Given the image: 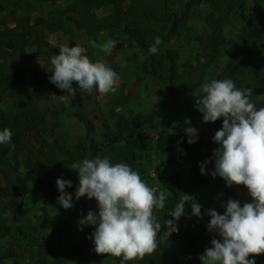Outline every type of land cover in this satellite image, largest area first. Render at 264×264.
<instances>
[{"label": "trees", "instance_id": "trees-1", "mask_svg": "<svg viewBox=\"0 0 264 264\" xmlns=\"http://www.w3.org/2000/svg\"><path fill=\"white\" fill-rule=\"evenodd\" d=\"M48 1L56 3L58 0ZM67 2L66 20L77 31L91 37L107 33L114 40L116 33H122L136 44L144 58L142 71L158 88L160 102L150 114L131 117L120 115L112 126L103 121L101 140L97 141L94 125L83 110L87 92L74 84L75 94L71 95L70 107L72 116L84 126L85 136L71 150L58 140L50 142L53 131L48 133L47 128H58L60 115L52 101L53 96L55 92L65 91L51 83L50 76L33 67L30 62L33 57H38L41 62L53 67L51 58L59 53L60 47L51 46L43 37L61 28L50 15L47 16L49 21L37 18L32 23L29 17L15 20V25L0 39V131L8 128L12 132L11 142L0 144V176L5 182L0 187V237L13 240L6 242L0 251V263L13 259L15 264H39L40 258L38 254L35 256V249L30 247L28 235L18 226L16 202L31 195L37 201L51 204L60 192L54 189V183L49 178L68 174L73 164L84 159L104 158L103 152L112 147L123 146L132 150L136 163L130 166L140 173L142 180L146 178L156 155H168L175 159L184 154L186 159L182 166L190 175L198 178L201 186L211 185L223 191L224 204L217 211L218 214L224 213V205L229 198L240 201L241 205L251 202L244 186L227 187L220 177L213 178L207 174L214 169L212 152L219 145L214 143L213 137L221 128L222 119L204 123L202 114L195 108V100L180 101L187 96L199 95L207 77L208 82L229 78L237 88H252L251 100L257 108L264 107V56L255 54L249 47L250 42L264 37V0H127L125 8L124 0ZM202 5H207L209 9L205 16L208 32L197 39L205 54L197 56L195 63L180 73L177 53L170 48L169 42L179 35L180 30L191 20L195 9ZM104 8H109L110 12L98 16L96 12ZM240 10L244 11L240 24L232 33L227 32L228 29L231 31L233 18ZM2 25L5 26V22L0 20ZM155 37H160L162 43L156 54H150L149 48ZM72 46H75L73 42L69 47ZM228 46H231V58L219 67ZM169 98L177 101L180 109L172 113L170 118H165L162 112ZM6 101L9 105L5 109L3 104ZM186 119L190 120V124L184 123ZM186 127L197 130L198 138L193 144L187 143ZM18 160L22 163H18ZM205 161L208 163L205 164ZM197 164H204L205 174H201ZM158 171V184L167 193L166 209L155 210L154 215L162 211L164 223V220L172 219L169 214L182 193H187L188 187L173 178L158 175ZM68 193L72 196L73 206L70 209L62 207L63 210L76 211L82 217L89 210L98 212L80 199L77 200L75 191ZM185 208L190 214L189 219L176 221L178 231L168 239L163 236L166 228L162 225L157 237L158 248L153 254L146 255L141 260L142 264H200L199 256L211 247V240L220 239L216 233L207 230L210 216L203 207L200 218L191 214L190 205L186 204ZM62 229L56 228L48 239H54L57 231ZM94 230L95 226L87 225V229L72 242L68 255L77 258L93 256L100 260L110 257L121 264L122 258L95 253L91 238ZM32 260L37 263H30ZM255 264H264V254L255 257Z\"/></svg>", "mask_w": 264, "mask_h": 264}, {"label": "clouds", "instance_id": "clouds-1", "mask_svg": "<svg viewBox=\"0 0 264 264\" xmlns=\"http://www.w3.org/2000/svg\"><path fill=\"white\" fill-rule=\"evenodd\" d=\"M116 43L109 40L100 46L101 50L111 55ZM161 43L160 37H155L149 53L156 54ZM51 65L50 82L69 95L75 94L74 84L87 93L95 90L101 97L117 91L118 74L103 61L92 62L82 46H61L51 58ZM195 96V108L204 123L222 119L213 137L219 145L212 152L214 169L207 174L220 177L227 187L244 186L251 197V202L243 205L229 198L223 214L207 210V230L220 239L211 240V247L199 256L200 264H255V257L264 254V107L257 108L251 100L252 88H237L229 78L204 83ZM184 123L188 125L190 120ZM184 131L187 143H195L197 130L186 127ZM11 138L10 129L0 132V144L10 143ZM71 168L79 177L75 198L95 199L97 204L98 212L89 210L78 221L80 225L95 226L91 234L95 253L122 258L121 264L153 254L159 246L157 237L162 226L154 211L164 208L165 193L157 195L138 171L125 163L113 164L108 157L84 159ZM200 171L205 174L203 164ZM56 185L60 192L58 203L70 209L72 196L65 188L72 186L71 181L57 178ZM186 204L191 214L200 218L201 205L182 193L169 214L172 219L164 220V238L178 231L176 221L185 214Z\"/></svg>", "mask_w": 264, "mask_h": 264}, {"label": "rangeland", "instance_id": "rangeland-1", "mask_svg": "<svg viewBox=\"0 0 264 264\" xmlns=\"http://www.w3.org/2000/svg\"><path fill=\"white\" fill-rule=\"evenodd\" d=\"M67 0H58L53 3L48 0H0V20L5 22V26H0V39L4 38L8 29L15 25V20L21 17H29L31 22L34 20L44 19L50 20L48 15L53 17L55 23L60 26V30L54 34H46L43 38L53 47L69 46L71 42L82 46L85 49V55L91 61H103L107 66L112 68L119 76L118 88L115 93H109L101 97L96 91L86 93L83 102V110L92 121L95 128V139L101 140L103 128L101 123L107 122L113 125L120 115L131 117L137 114L147 115L153 112L158 106L160 98L158 96V88L153 83L152 79L142 71L144 58L137 48L136 44L127 39L122 33L115 34L116 47L111 55H105L101 50L104 43L112 39L107 33H101L96 36H88L84 32L77 31L70 21H67ZM127 0H124L123 7L127 6ZM264 8V2L262 3ZM109 8H104L96 12L98 16H103L109 13ZM209 12L207 5H202L195 9L191 20L180 30L179 35L170 39L169 46L176 51L178 72H183L190 65L195 63L196 57L205 54L202 45L198 42V36L208 32L205 25V16ZM242 10L238 11L234 16L233 23L227 32L232 33L243 17ZM37 22V21H36ZM38 31L40 28L38 27ZM95 44V47L93 46ZM203 44H206L203 42ZM255 54L264 56V37L254 40L249 43ZM33 53L32 50H28ZM231 56V46H228L221 58L219 67L225 65ZM30 64L36 67L43 73L51 76V67L41 62L38 57H33ZM209 77L206 81L208 82ZM197 94L187 96L180 102H191L196 100ZM60 96H64L63 99ZM71 95L66 92L58 91L53 96V102L56 108L59 109V127L51 129L47 128L48 133L53 131L50 142L58 140L63 146L68 149L81 141L85 136L84 126L77 121L72 115L73 111L70 107ZM9 102L6 101L3 107L6 109ZM180 109L179 103L172 98L167 100L162 115L165 118H170L171 114ZM174 123V122H173ZM51 130V131H50ZM1 132V131H0ZM104 158H110V162L125 163L131 165L136 163V158L133 157L132 150L126 147H112L103 152ZM156 157V158H155ZM153 157L146 178L143 181L151 188L157 190V195L164 192L158 184L157 173L160 176L173 178L188 187L186 194L195 198V201L201 205L206 211H219L224 204V194L221 189L211 185L201 186L198 178L189 174L188 170L182 166L186 159L184 154L178 155L172 159L168 155L158 154ZM20 159V158H19ZM18 163H22L18 160ZM197 164V168L200 169ZM204 165V164H203ZM22 171L23 168L20 167ZM54 183V189L59 192L56 180L57 178H49ZM60 179L70 180L72 186L65 188L66 192H72L77 189L79 184L78 173L74 169H70L68 174L62 175ZM5 182L0 176V187L4 186ZM80 201L98 211L95 199L81 197ZM49 205L42 201L35 200L31 195L25 196L16 202L19 222L18 226L23 232L28 235V242L31 248L35 249V256L38 254L39 264H117L112 258L97 259L93 256L82 258L72 257L68 255V250L77 237V235L87 229V225H80L79 219L82 218L80 213L76 211H65L58 203L57 199L51 201ZM163 209H166L165 207ZM162 209V210H163ZM163 212L158 211L154 216L157 222L163 225ZM189 212L185 208V214L179 220L185 221L189 219ZM63 227L61 231H57L55 238L49 240L56 228ZM162 227V226H161ZM11 238L0 237V251L3 250L5 243L12 242ZM17 242H21L17 239ZM94 244V243H93ZM252 258L251 256L249 257ZM129 264H142L141 260L128 261ZM29 263V262H28ZM30 263H37L35 260ZM0 264H15L13 259H6Z\"/></svg>", "mask_w": 264, "mask_h": 264}]
</instances>
